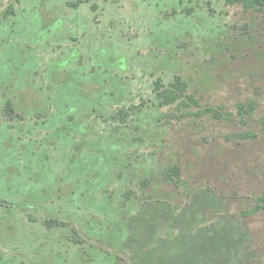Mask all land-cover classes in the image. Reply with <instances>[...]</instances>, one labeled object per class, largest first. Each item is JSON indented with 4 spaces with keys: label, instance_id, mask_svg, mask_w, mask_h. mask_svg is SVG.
Listing matches in <instances>:
<instances>
[{
    "label": "rangeland",
    "instance_id": "rangeland-1",
    "mask_svg": "<svg viewBox=\"0 0 264 264\" xmlns=\"http://www.w3.org/2000/svg\"><path fill=\"white\" fill-rule=\"evenodd\" d=\"M263 121L264 9L0 0V264H264Z\"/></svg>",
    "mask_w": 264,
    "mask_h": 264
},
{
    "label": "trees",
    "instance_id": "trees-1",
    "mask_svg": "<svg viewBox=\"0 0 264 264\" xmlns=\"http://www.w3.org/2000/svg\"><path fill=\"white\" fill-rule=\"evenodd\" d=\"M229 3H241L245 8H254V9H264V0H227ZM11 7L5 9L2 14L8 15L11 13ZM154 91L156 97L158 98L159 105H169L173 103H181L183 106L197 105L198 102L194 99L193 96L187 93V82L183 80L180 76L175 75L173 80L167 85H163L161 79H156L154 82ZM255 102L251 101L246 107L242 104H238V112L240 114L251 113L254 110ZM4 110L9 116H13L14 109L12 108L11 101L6 100L4 104ZM211 113L212 116L220 118L222 114L220 110L207 107L198 112V114ZM262 127L264 129V121L262 122ZM164 177L167 181L173 182L174 184H179L182 182L180 178V170L178 166L169 167L166 171ZM261 200L264 202V193L261 195ZM1 203H8L0 199ZM44 224L47 227H52L55 225H62V222L58 221L55 218H49L44 221Z\"/></svg>",
    "mask_w": 264,
    "mask_h": 264
}]
</instances>
